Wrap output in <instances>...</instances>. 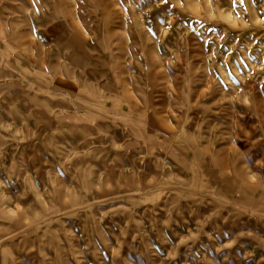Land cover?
<instances>
[{"label":"rangeland","instance_id":"rangeland-1","mask_svg":"<svg viewBox=\"0 0 264 264\" xmlns=\"http://www.w3.org/2000/svg\"><path fill=\"white\" fill-rule=\"evenodd\" d=\"M0 264H264V0H0Z\"/></svg>","mask_w":264,"mask_h":264}]
</instances>
